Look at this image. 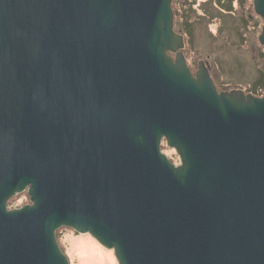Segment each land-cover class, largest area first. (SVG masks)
<instances>
[{"label": "water", "instance_id": "1", "mask_svg": "<svg viewBox=\"0 0 264 264\" xmlns=\"http://www.w3.org/2000/svg\"><path fill=\"white\" fill-rule=\"evenodd\" d=\"M171 4L0 0V264H70L60 226L118 264H264V96L193 74Z\"/></svg>", "mask_w": 264, "mask_h": 264}, {"label": "rangeland", "instance_id": "2", "mask_svg": "<svg viewBox=\"0 0 264 264\" xmlns=\"http://www.w3.org/2000/svg\"><path fill=\"white\" fill-rule=\"evenodd\" d=\"M171 9L174 31L183 35V53L193 74L202 60L218 91L241 89L245 94L264 96V46L257 39L263 19L255 13L252 0H172ZM160 145L161 152L178 165L180 158L174 149L164 140ZM27 203H30L29 196L24 191L13 195L6 202V208L12 210ZM71 235L97 241L88 233L81 234L66 226L56 230L55 238L68 262L81 264L71 258L72 250L68 247ZM100 246L118 264L113 250Z\"/></svg>", "mask_w": 264, "mask_h": 264}, {"label": "bare ground", "instance_id": "3", "mask_svg": "<svg viewBox=\"0 0 264 264\" xmlns=\"http://www.w3.org/2000/svg\"><path fill=\"white\" fill-rule=\"evenodd\" d=\"M174 57V55L172 54ZM227 91V90H226ZM249 93V92H248ZM251 94V93H250ZM253 95V94H252ZM254 96V95H253ZM257 97V96H256ZM175 153L176 150L173 148ZM171 161V160H169ZM172 162V161H171ZM174 164V163H173ZM175 165V164H174ZM176 166V165H175ZM86 233V232H82ZM91 238H93L90 233H88ZM96 240V238H94ZM97 241V240H96ZM98 242V241H97ZM97 242H93L89 237L81 238V237H71L69 236V249L71 258H75V261L84 264L88 262L101 264H116L113 256L109 253V251H105ZM108 249V248H107ZM73 252V255H72Z\"/></svg>", "mask_w": 264, "mask_h": 264}, {"label": "flooded vegetation", "instance_id": "4", "mask_svg": "<svg viewBox=\"0 0 264 264\" xmlns=\"http://www.w3.org/2000/svg\"><path fill=\"white\" fill-rule=\"evenodd\" d=\"M161 142H162V140H161ZM161 142H160V144H161Z\"/></svg>", "mask_w": 264, "mask_h": 264}]
</instances>
